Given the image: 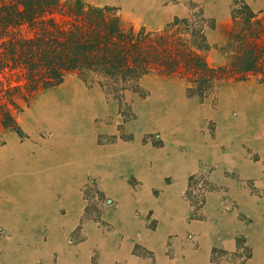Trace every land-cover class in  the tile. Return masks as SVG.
Returning <instances> with one entry per match:
<instances>
[{
  "label": "rangeland",
  "instance_id": "374dc122",
  "mask_svg": "<svg viewBox=\"0 0 264 264\" xmlns=\"http://www.w3.org/2000/svg\"><path fill=\"white\" fill-rule=\"evenodd\" d=\"M82 1L113 9L122 25L126 27L130 24L135 31L141 27L150 31L159 30L175 19H187L191 22L198 20L210 48L205 53L206 61L213 68L226 64L221 48L228 40L234 15L248 12L255 16L252 21H261L264 25V0ZM262 40L264 42V36ZM252 82L264 86L261 75L234 76L220 82L209 96L199 100L188 97L186 88L189 86L185 81L150 74L139 81L138 88L125 92L121 98H112L96 84L77 75L67 76L59 86L41 91L29 104L19 102L20 112L15 115L20 134L3 132L0 136V150L3 151L0 153H4L14 143L17 147L31 146L32 149L28 147L27 151L30 156L35 155L37 147H47L50 142L73 141L78 144L77 156L80 160H85L92 155L106 156L107 148L116 144L127 146L125 154L129 159L123 163L122 169L107 171L103 165H98L95 174L82 178L84 183L77 190L82 215L75 237L70 238L73 243L87 222H93L98 229L107 231L109 227L106 221L114 215L119 200L124 204L125 201H130L126 200L129 193L146 194L144 190H147L158 199L165 188L180 186L181 178L175 177V168L168 166V163H172L177 155L187 150L186 142L193 136V132L203 142L201 147L204 149H208L215 137L219 136L218 148L223 153L238 147L246 159L261 167L262 174L243 180L233 172H223L236 186L245 189V200L241 202L239 199H232L225 191L226 188L223 191L219 189L221 187L210 183L208 176L212 168L203 160H198L200 169L187 177L181 194L190 209L188 219L200 218L199 211L205 203V195L217 191L221 194L223 216L233 219L239 232L235 252L214 249L211 251L210 261L249 264L259 260L264 264V252L258 251L259 247L250 241L254 229L259 227L260 216L264 215V187H256L258 184L255 183L264 178V113L261 112L262 116L259 118H253L257 126L253 132L244 130L237 123L242 111L247 108L243 97L242 102L240 101L241 108L236 99L233 105L228 99L227 102L222 99L224 90L231 85ZM246 89H250L249 85ZM250 91L253 92L252 89ZM204 105L212 113L217 112V120L207 110H202ZM259 123L263 127L261 132ZM188 129H191L190 133ZM91 145H94L95 151L91 150ZM50 147L52 146L45 148L47 154H59L49 150ZM112 172L118 173L116 177L119 176L115 182H120L127 188L125 193H120L116 198L104 186V180ZM53 187L54 190L58 189L54 181L51 183L49 180L47 187L44 186L49 191ZM31 188L34 190L40 186L31 185ZM132 211L135 217L142 218L147 222V227L152 228L154 221L151 212L142 214L139 209ZM192 240L191 235L185 238L188 243ZM138 251L137 248L136 252ZM143 253V258L152 256L145 250Z\"/></svg>",
  "mask_w": 264,
  "mask_h": 264
},
{
  "label": "crops",
  "instance_id": "0c3cea01",
  "mask_svg": "<svg viewBox=\"0 0 264 264\" xmlns=\"http://www.w3.org/2000/svg\"><path fill=\"white\" fill-rule=\"evenodd\" d=\"M248 85L250 89H246ZM224 92L222 99L226 102L228 99L232 105L236 99L240 108L243 97L248 110L242 111L237 123L241 129L253 132L257 128L253 118L264 113V86L258 82L236 84ZM204 109L217 120V112L212 113L205 105ZM233 124L232 120L231 126ZM258 128L261 132L260 123ZM218 140L216 136L210 147L204 149L203 142L193 132L186 142L187 150L168 163L175 168V177L181 178L180 186L165 188L158 199L147 190H144L146 194L129 193L126 200L130 201L124 204L119 200L114 215L106 221L107 231L87 222L73 243L70 238L75 237L82 215V206L77 201V190L84 183L82 178L95 174L98 165H103L107 171L122 169L129 159L125 154L127 146L119 143L107 148L106 156L92 155L80 160L77 142H50L49 150L58 155L47 154L48 145L37 147L31 157L27 152L31 146L17 147L13 143L0 153V264H227L212 263L211 251L235 252L237 223L223 216L221 194L217 191L205 195L200 218L189 220L190 209L181 197L184 184L189 175L200 169L197 162L201 159L212 168L208 176L210 183L223 191L226 188L232 199L243 202L245 189L236 186L223 172H233L244 180L260 176L262 171L260 166L246 159L238 147L223 153L218 148ZM91 150H96L94 145ZM117 174L112 172L104 180V186L115 198L127 190L120 182H115ZM48 180L54 181L58 189L44 188ZM255 183L256 187H264V178ZM31 185L40 188L32 190ZM134 209L142 214L152 213V228L147 227L142 218L134 216ZM263 216L250 241L259 247L258 251L264 252ZM243 230L247 232L246 228ZM187 235L193 237L189 243L185 241ZM143 250L152 256L143 258ZM249 264L262 263L254 260Z\"/></svg>",
  "mask_w": 264,
  "mask_h": 264
},
{
  "label": "trees",
  "instance_id": "16d2710c",
  "mask_svg": "<svg viewBox=\"0 0 264 264\" xmlns=\"http://www.w3.org/2000/svg\"><path fill=\"white\" fill-rule=\"evenodd\" d=\"M253 18L244 11L233 16L221 48L226 64L213 68L198 20L135 31L113 9L82 0H0V136L20 134L19 102L29 104L67 76L96 84L112 98L138 88L150 74L185 81L188 97L199 100L234 76L261 75L264 81V25Z\"/></svg>",
  "mask_w": 264,
  "mask_h": 264
}]
</instances>
